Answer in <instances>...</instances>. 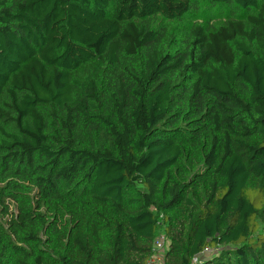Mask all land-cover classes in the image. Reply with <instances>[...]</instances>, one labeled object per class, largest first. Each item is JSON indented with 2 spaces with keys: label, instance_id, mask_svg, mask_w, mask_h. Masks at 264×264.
Returning <instances> with one entry per match:
<instances>
[{
  "label": "trees",
  "instance_id": "1",
  "mask_svg": "<svg viewBox=\"0 0 264 264\" xmlns=\"http://www.w3.org/2000/svg\"><path fill=\"white\" fill-rule=\"evenodd\" d=\"M160 233L164 264H264V0H0V264Z\"/></svg>",
  "mask_w": 264,
  "mask_h": 264
},
{
  "label": "built area",
  "instance_id": "2",
  "mask_svg": "<svg viewBox=\"0 0 264 264\" xmlns=\"http://www.w3.org/2000/svg\"><path fill=\"white\" fill-rule=\"evenodd\" d=\"M169 244V239L164 233L158 234L154 239L152 247L153 253L148 261V264H164V256ZM209 251V249L206 250V254ZM201 260L202 258H200L199 256L194 259L195 262H200Z\"/></svg>",
  "mask_w": 264,
  "mask_h": 264
},
{
  "label": "rangeland",
  "instance_id": "3",
  "mask_svg": "<svg viewBox=\"0 0 264 264\" xmlns=\"http://www.w3.org/2000/svg\"><path fill=\"white\" fill-rule=\"evenodd\" d=\"M215 14H216L215 11L211 12L207 8H201L200 11L195 12V14H189L186 18L190 22H199V23H201L206 18L205 15H209V16L213 17Z\"/></svg>",
  "mask_w": 264,
  "mask_h": 264
}]
</instances>
